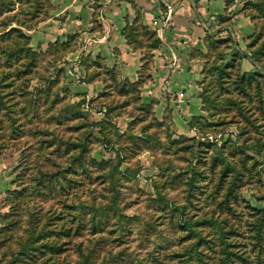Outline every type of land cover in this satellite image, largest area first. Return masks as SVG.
Returning a JSON list of instances; mask_svg holds the SVG:
<instances>
[{
	"label": "rangeland",
	"instance_id": "1",
	"mask_svg": "<svg viewBox=\"0 0 264 264\" xmlns=\"http://www.w3.org/2000/svg\"><path fill=\"white\" fill-rule=\"evenodd\" d=\"M248 1L258 0H240L229 16L242 14L253 23L244 40L250 55L249 36L257 32L258 44L264 41V13L245 15ZM33 48L42 53L37 67L6 79V91L26 97L14 104L21 125L9 128L6 117L0 125V264H264L259 110L225 123L230 117L218 109L202 130L189 121L190 135L176 133L170 115L158 118L152 104L146 107L149 59L139 93L101 97L104 90L90 93L94 86H84L85 75L65 53ZM233 53L231 44L224 60ZM4 58L0 68L7 70ZM259 64L246 70L240 62V68L264 73V50ZM258 82L264 94L261 76L248 84L249 95L256 97ZM226 90L237 92L234 84ZM233 95L254 106L244 92ZM110 102L117 108L102 132L97 122ZM246 123L252 142L262 145L259 152L236 146ZM190 137L196 140H185ZM198 141L211 143L199 147Z\"/></svg>",
	"mask_w": 264,
	"mask_h": 264
},
{
	"label": "crops",
	"instance_id": "2",
	"mask_svg": "<svg viewBox=\"0 0 264 264\" xmlns=\"http://www.w3.org/2000/svg\"><path fill=\"white\" fill-rule=\"evenodd\" d=\"M50 2L49 15L28 31L30 45L45 50L50 43L57 40L65 42L76 34L77 45L65 58L77 65L75 67L81 69L80 73L86 75L85 57L93 59L100 56L109 68L117 70L122 79L130 82H136L144 75L146 63L145 50L134 49L123 32L126 24L138 14L148 30L155 32L160 39L159 45L150 50L147 64L152 63V70L142 85L146 105H153L158 118L170 115V123L175 126L176 133L190 135L188 122L193 115L202 112L201 81L208 53L206 34L219 27L216 22L219 15H230L239 10L240 0ZM241 16L237 14L232 18L221 36L232 32L239 47L249 54L244 40L254 26L246 16ZM241 64L246 70L255 66L249 57H244ZM84 86H94L89 91L96 95L104 90L105 83L95 79L85 82ZM71 89L74 90L73 86ZM4 184V179L0 178V189Z\"/></svg>",
	"mask_w": 264,
	"mask_h": 264
},
{
	"label": "trees",
	"instance_id": "3",
	"mask_svg": "<svg viewBox=\"0 0 264 264\" xmlns=\"http://www.w3.org/2000/svg\"><path fill=\"white\" fill-rule=\"evenodd\" d=\"M253 3L254 2L248 1L245 5V9H243L245 12L246 9H249V6H251V11L244 14L251 16L252 18L254 15L252 11L254 10H259L264 13V0H258L254 4ZM50 8V0H0V18H3V22L0 24V56L5 57V68H7V70L0 68V112L3 111L5 115L0 114L1 126L4 117L8 119L9 128L11 127V129L16 128L15 125L17 122L19 123L17 125H21L18 121L19 114L14 108V104L18 106V104L21 103V99L23 102V98L26 97H23V95H25V91L18 92L17 89L13 88L6 91V86L9 85L6 82V79L9 75L11 78V76L14 75L20 76L22 73L28 74L39 64L42 53L35 50L30 45L31 35L28 31L34 28L39 21L45 19L49 15ZM231 19L232 17L229 15H219L216 21L219 27L213 32H208L206 34L208 53L206 54L207 61L203 68L201 98L203 104L202 108L207 113V116L205 113L194 115L189 122L190 126H196L200 130L203 129L202 122L208 120L212 116H215L218 109L224 112L225 117H230V120L225 121V123L235 121L234 119L237 118L236 116L238 115H242L246 119V112H252L253 115L256 109L259 110L262 118H264V94L261 91V84L258 82L256 85V97L249 95V87H247L248 84L253 82L254 78L260 79L261 76H264V73H261L258 70L256 72H244L240 68V62L244 57L251 58V60L260 67L259 54L264 50V41L261 44H258L260 42V36L257 32L251 34L249 36V39H251L249 48L253 51L249 55L239 47L238 41L232 32H230V34L226 37L221 36V33L224 30H227L228 26L231 24ZM123 32L128 42L134 49L145 50V60H148L151 56L150 50L157 47L160 42L156 33L148 30L147 26L143 24L138 14L132 22H128L126 24L123 28ZM231 44L236 47V53L232 54L229 61H225V50L228 49ZM76 45L77 35L73 34L67 41L61 42L57 40L50 43L48 47H52L54 51H59L62 54L65 53V55H67L70 51L75 49ZM83 62L86 68V81L90 82L95 79H101L104 81L105 89L99 94L101 97L111 93L114 94L115 91H119V93L123 94V96H129L131 92L139 93L140 86L146 79L144 75H142L136 82H130L126 79H122L118 74V71L113 68H109L104 59L100 56L93 59L85 57ZM232 84L235 85L237 92L233 90H226L229 85ZM12 85V80H10V87ZM216 85L220 88L219 91L218 89H213ZM239 92H244L248 95L252 102H255L253 103L254 106H248L244 98H238V100L234 99L233 94ZM51 96H53L52 99L57 102L58 99L56 100V95L54 94ZM116 108L117 105L110 102L107 106L106 118L97 122L101 125L102 132L107 129L108 125L112 126L110 119L114 116ZM240 129V136H244V139L242 144L236 146L240 147L242 152L249 148L259 152L262 145H260L259 140H257L256 144L252 142L251 139L253 137L247 123L246 126H244V129ZM246 135L249 136L247 137ZM185 140L194 141L196 138L190 137L185 138ZM174 142H177V140H174ZM208 143L211 142L198 141L199 147ZM228 169L229 168H226L225 171H228ZM194 175L195 174L190 177V181L192 182ZM8 193H10L9 190L7 191V194ZM4 216L10 225V210L6 212ZM9 225L7 226V230L10 229ZM3 243L5 244L6 242L3 241Z\"/></svg>",
	"mask_w": 264,
	"mask_h": 264
}]
</instances>
